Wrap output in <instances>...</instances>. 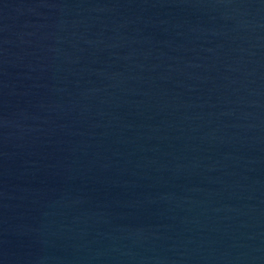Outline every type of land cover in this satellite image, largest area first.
<instances>
[{"label": "water", "instance_id": "water-1", "mask_svg": "<svg viewBox=\"0 0 264 264\" xmlns=\"http://www.w3.org/2000/svg\"><path fill=\"white\" fill-rule=\"evenodd\" d=\"M0 264H264V0H0Z\"/></svg>", "mask_w": 264, "mask_h": 264}]
</instances>
